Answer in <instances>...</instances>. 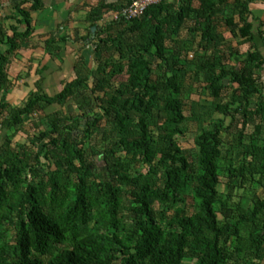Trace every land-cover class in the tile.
Instances as JSON below:
<instances>
[{"label": "trees", "instance_id": "obj_1", "mask_svg": "<svg viewBox=\"0 0 264 264\" xmlns=\"http://www.w3.org/2000/svg\"><path fill=\"white\" fill-rule=\"evenodd\" d=\"M4 1L0 264H264V97L259 57L240 49L249 0H160L132 19V0H100L80 38L95 65L79 55L54 94L38 67L20 106L2 98L10 55L45 0ZM46 35L38 45L62 59L70 37ZM187 122L202 124L193 152Z\"/></svg>", "mask_w": 264, "mask_h": 264}, {"label": "crops", "instance_id": "obj_2", "mask_svg": "<svg viewBox=\"0 0 264 264\" xmlns=\"http://www.w3.org/2000/svg\"><path fill=\"white\" fill-rule=\"evenodd\" d=\"M116 1V0H107ZM100 0H45L44 9L32 13L35 21V36L24 43L15 54L10 55L9 73L13 77L14 85L2 96L5 102L13 106H20L24 103L28 92L33 88V83L39 77L36 74L37 68L42 70V88L49 94H54L74 77V62L79 55H83L88 64L94 66L96 52L94 44L87 46L80 38L86 34L89 22L86 17L89 10L98 5ZM3 16L11 14L12 3L4 1L2 4ZM249 13L246 20L249 23L250 37L241 44L242 52H253L259 57L257 68V81L261 94L264 97V0H249ZM114 13L105 15V19L98 22V25L112 20ZM94 28V30H93ZM96 27H91L94 35ZM40 34H66L69 41L62 50V59H56L45 49L38 45ZM93 38V36H92ZM43 39V38H42Z\"/></svg>", "mask_w": 264, "mask_h": 264}, {"label": "rangeland", "instance_id": "obj_3", "mask_svg": "<svg viewBox=\"0 0 264 264\" xmlns=\"http://www.w3.org/2000/svg\"><path fill=\"white\" fill-rule=\"evenodd\" d=\"M197 97V95H196ZM56 106H53L50 108V110L55 109ZM64 110L66 111L67 114H70L73 111H77L76 108V104L74 102H68V104H66L64 106ZM43 124L45 126V121L43 123H41V126L43 127ZM184 131L186 132L185 135L183 136V142H182V146L190 151H194V143H193V138L195 137V135L200 132L202 124H199L197 122H187L184 123L182 125ZM20 138H22L21 136H19ZM25 137V136H23ZM18 139V137H17ZM25 139V138H24ZM220 188L224 189V183L220 184Z\"/></svg>", "mask_w": 264, "mask_h": 264}, {"label": "built area", "instance_id": "obj_4", "mask_svg": "<svg viewBox=\"0 0 264 264\" xmlns=\"http://www.w3.org/2000/svg\"><path fill=\"white\" fill-rule=\"evenodd\" d=\"M160 0H132L131 3L121 11L125 19H132L143 14L148 6L159 2ZM3 15V9L0 6V16ZM119 12H115L112 19H119ZM192 57V54L190 55Z\"/></svg>", "mask_w": 264, "mask_h": 264}, {"label": "water", "instance_id": "obj_5", "mask_svg": "<svg viewBox=\"0 0 264 264\" xmlns=\"http://www.w3.org/2000/svg\"><path fill=\"white\" fill-rule=\"evenodd\" d=\"M93 30H94V28H93Z\"/></svg>", "mask_w": 264, "mask_h": 264}]
</instances>
